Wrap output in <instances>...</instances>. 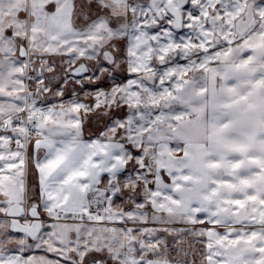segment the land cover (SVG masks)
I'll use <instances>...</instances> for the list:
<instances>
[{"label": "snow or ice", "instance_id": "snow-or-ice-1", "mask_svg": "<svg viewBox=\"0 0 264 264\" xmlns=\"http://www.w3.org/2000/svg\"><path fill=\"white\" fill-rule=\"evenodd\" d=\"M0 264H264V0H0Z\"/></svg>", "mask_w": 264, "mask_h": 264}, {"label": "crops", "instance_id": "crops-1", "mask_svg": "<svg viewBox=\"0 0 264 264\" xmlns=\"http://www.w3.org/2000/svg\"><path fill=\"white\" fill-rule=\"evenodd\" d=\"M96 127H97V125L94 123L87 125L86 126V135L88 134L89 130L94 131Z\"/></svg>", "mask_w": 264, "mask_h": 264}, {"label": "rangeland", "instance_id": "rangeland-1", "mask_svg": "<svg viewBox=\"0 0 264 264\" xmlns=\"http://www.w3.org/2000/svg\"><path fill=\"white\" fill-rule=\"evenodd\" d=\"M57 65L59 66V61H57ZM124 75H125L124 72L119 73V77H120V78H122ZM106 86H107V85H105V87H106ZM93 123L96 124L95 121H94ZM169 242L171 243V238H169ZM30 254H31V253H30ZM37 254H42V253H37Z\"/></svg>", "mask_w": 264, "mask_h": 264}]
</instances>
